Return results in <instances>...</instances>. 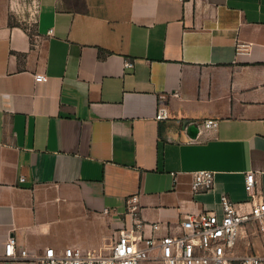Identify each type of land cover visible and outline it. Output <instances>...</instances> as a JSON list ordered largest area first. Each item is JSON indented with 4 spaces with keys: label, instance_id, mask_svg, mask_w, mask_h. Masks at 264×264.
Segmentation results:
<instances>
[{
    "label": "crops",
    "instance_id": "0c3cea01",
    "mask_svg": "<svg viewBox=\"0 0 264 264\" xmlns=\"http://www.w3.org/2000/svg\"><path fill=\"white\" fill-rule=\"evenodd\" d=\"M28 1L0 0V264H35L5 258L10 237L87 252L220 217L225 195L246 213L250 172L264 199V0H36L33 29ZM235 252L263 253L264 233L245 225Z\"/></svg>",
    "mask_w": 264,
    "mask_h": 264
},
{
    "label": "built area",
    "instance_id": "2783aa9c",
    "mask_svg": "<svg viewBox=\"0 0 264 264\" xmlns=\"http://www.w3.org/2000/svg\"><path fill=\"white\" fill-rule=\"evenodd\" d=\"M184 1V0H181ZM52 34V32L50 33ZM243 52V46L237 44V53ZM238 63V62H237ZM236 63V64H237ZM133 67L128 62L127 68ZM45 75H37V83L47 82ZM158 121L169 119L168 109L159 107ZM198 129L216 130L218 121L206 120L202 123L188 122ZM195 140H191L193 142ZM214 184V173L197 171L193 173V189L195 191L209 190ZM246 190L255 199L250 210L240 213L228 196L221 198L222 216L215 213L193 214L181 223L179 233L163 237L142 238L135 230H121L114 244L104 250L83 251L80 248L68 247L63 251L48 248L42 255H32L27 250L16 251V239L10 237L6 243L4 256L13 262L32 261L35 264H264V252L238 256L235 249L240 231L251 224L255 233H264V199H256L255 173L250 172L246 178ZM137 199L128 201V212L137 213ZM143 225L137 224V230ZM153 232L161 226H150Z\"/></svg>",
    "mask_w": 264,
    "mask_h": 264
},
{
    "label": "rangeland",
    "instance_id": "374dc122",
    "mask_svg": "<svg viewBox=\"0 0 264 264\" xmlns=\"http://www.w3.org/2000/svg\"><path fill=\"white\" fill-rule=\"evenodd\" d=\"M28 2H29L30 8H28L29 10L27 12H25V14H27V16H28V20H27L26 24H27V26L29 28L33 29V25H34L33 24V21H34L33 20V17H34V13H35L34 6H35L36 0H29ZM118 234L119 233H117L116 235L118 236ZM116 235H114V238H115ZM115 241H116V239H112L111 238L109 240V244L107 245V248L110 247V246H112Z\"/></svg>",
    "mask_w": 264,
    "mask_h": 264
},
{
    "label": "water",
    "instance_id": "95a60500",
    "mask_svg": "<svg viewBox=\"0 0 264 264\" xmlns=\"http://www.w3.org/2000/svg\"><path fill=\"white\" fill-rule=\"evenodd\" d=\"M187 132L192 139H196L199 133V129L196 126H190L187 128Z\"/></svg>",
    "mask_w": 264,
    "mask_h": 264
}]
</instances>
